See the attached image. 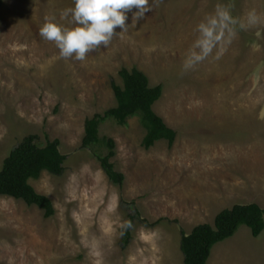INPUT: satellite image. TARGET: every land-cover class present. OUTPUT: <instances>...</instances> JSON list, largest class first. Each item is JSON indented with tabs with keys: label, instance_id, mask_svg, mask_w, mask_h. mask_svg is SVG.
Wrapping results in <instances>:
<instances>
[{
	"label": "rangeland",
	"instance_id": "obj_1",
	"mask_svg": "<svg viewBox=\"0 0 264 264\" xmlns=\"http://www.w3.org/2000/svg\"><path fill=\"white\" fill-rule=\"evenodd\" d=\"M71 7L74 0L0 7V170L30 135L43 145L59 140L67 157L62 177L30 181L52 201L53 217L0 197V264H184L181 230L213 225L235 205L264 209V0H152L142 20L129 12L127 30L84 61L62 58L40 35L53 17L73 27L61 18ZM212 21L210 54L186 67L203 55L200 26ZM122 69L163 86L154 111L177 137L171 148L161 141L146 150L139 118L103 124L100 137L115 141L113 163L125 177L118 187L82 143L86 121L117 106L112 83L123 86ZM131 203L150 224L163 221L151 228L137 219L123 250ZM208 264H264V232L254 238L242 226Z\"/></svg>",
	"mask_w": 264,
	"mask_h": 264
},
{
	"label": "trees",
	"instance_id": "obj_2",
	"mask_svg": "<svg viewBox=\"0 0 264 264\" xmlns=\"http://www.w3.org/2000/svg\"><path fill=\"white\" fill-rule=\"evenodd\" d=\"M3 0H0V7ZM120 77L123 86L112 83L117 106L88 119L85 124L83 149L91 150L110 182L122 187L125 177L116 170L113 163L116 157V143L111 138H101L100 128L107 121H114L119 126H126L131 118H139L146 131L143 147L146 150L158 142L166 141L170 148L176 141V132L169 128L164 120L154 111L155 104L163 96V86L151 87L149 78L138 69H122ZM67 157L61 152L59 140H48L43 145L38 135L26 137L7 157L0 170V197L13 198L38 207L47 219L55 214L52 201L38 194L30 185L31 180H38L44 172L62 177L65 172ZM135 214L129 217L125 234L122 238V249L127 250L133 239L136 220L142 225L154 228L161 221L150 224L142 218L141 213L131 203ZM242 226L250 229L254 238L264 232V209L258 204L235 205L220 212L214 224H203L195 227L190 234L181 230L180 250L184 264H208L213 249L232 239Z\"/></svg>",
	"mask_w": 264,
	"mask_h": 264
},
{
	"label": "clouds",
	"instance_id": "obj_3",
	"mask_svg": "<svg viewBox=\"0 0 264 264\" xmlns=\"http://www.w3.org/2000/svg\"><path fill=\"white\" fill-rule=\"evenodd\" d=\"M150 11L152 0H74V7L61 13L62 19L71 17L70 23L74 26L67 27L56 23L53 17L41 28L40 35L45 40L55 43L62 58L74 57L77 61H84L89 52L107 47L117 35L116 29H120V32L127 30L129 12L133 13L132 21L138 23ZM223 19L227 20L228 17L225 15ZM257 21L255 12L250 13L249 23L254 24ZM215 28V21L211 22V26H200L204 42L198 46L202 49L203 55L192 57L186 67L210 54Z\"/></svg>",
	"mask_w": 264,
	"mask_h": 264
}]
</instances>
